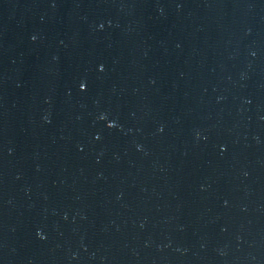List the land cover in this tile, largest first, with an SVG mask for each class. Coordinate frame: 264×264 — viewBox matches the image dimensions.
Wrapping results in <instances>:
<instances>
[{
	"label": "water",
	"instance_id": "water-1",
	"mask_svg": "<svg viewBox=\"0 0 264 264\" xmlns=\"http://www.w3.org/2000/svg\"><path fill=\"white\" fill-rule=\"evenodd\" d=\"M0 264H264V0H0Z\"/></svg>",
	"mask_w": 264,
	"mask_h": 264
},
{
	"label": "snow or ice",
	"instance_id": "snow-or-ice-1",
	"mask_svg": "<svg viewBox=\"0 0 264 264\" xmlns=\"http://www.w3.org/2000/svg\"><path fill=\"white\" fill-rule=\"evenodd\" d=\"M102 70H103V69H101V71H102ZM81 87H83V83L81 84ZM102 118H103V117H102ZM114 126H115L114 124H110V123L108 124V127H109V128H112V127H114ZM42 238H43V237H42Z\"/></svg>",
	"mask_w": 264,
	"mask_h": 264
}]
</instances>
